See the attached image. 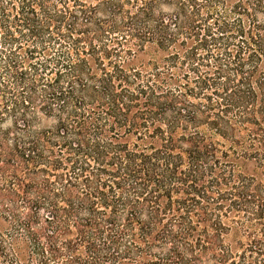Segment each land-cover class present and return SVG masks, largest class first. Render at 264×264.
Masks as SVG:
<instances>
[{
  "label": "trees",
  "instance_id": "16d2710c",
  "mask_svg": "<svg viewBox=\"0 0 264 264\" xmlns=\"http://www.w3.org/2000/svg\"><path fill=\"white\" fill-rule=\"evenodd\" d=\"M0 264H264V0H0Z\"/></svg>",
  "mask_w": 264,
  "mask_h": 264
}]
</instances>
